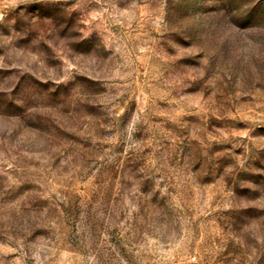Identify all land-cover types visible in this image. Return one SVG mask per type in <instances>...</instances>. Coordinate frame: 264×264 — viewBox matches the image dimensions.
<instances>
[{"label":"rangeland","instance_id":"374dc122","mask_svg":"<svg viewBox=\"0 0 264 264\" xmlns=\"http://www.w3.org/2000/svg\"><path fill=\"white\" fill-rule=\"evenodd\" d=\"M0 264H264V0H0Z\"/></svg>","mask_w":264,"mask_h":264}]
</instances>
